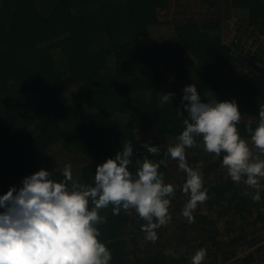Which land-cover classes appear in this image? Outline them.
I'll use <instances>...</instances> for the list:
<instances>
[{"label": "trees", "instance_id": "obj_1", "mask_svg": "<svg viewBox=\"0 0 264 264\" xmlns=\"http://www.w3.org/2000/svg\"><path fill=\"white\" fill-rule=\"evenodd\" d=\"M211 1L212 6L219 2ZM227 1L237 27L257 33L254 29L264 22V0ZM169 2L0 0V194L12 186L19 189L26 176L41 168L61 180L66 164H71L74 180L92 184L96 165L131 141L130 171L135 173L145 157L165 160L159 171L166 182L179 183L171 197L179 207L186 177L165 153L183 131L188 116L181 103L183 89L193 83L205 102L235 99L241 110L238 130L250 139L246 125L252 121L255 126L264 105V39L257 50L240 46L237 36L224 40L221 16L163 21L159 10ZM167 26L170 32L159 33ZM169 92L175 93L172 103L161 105L160 98ZM145 142L158 145L159 152L148 153ZM54 149H60L58 155ZM71 153L85 159L70 163ZM186 158L193 167L201 164L208 197L194 210L191 223L183 216L173 218L169 210L171 221L157 229L164 236L173 224L168 241H177L175 255H165L171 248L163 242L151 248L141 231L145 221L134 209L114 215L109 205L100 209L106 219L99 228L111 249V264H190L199 248L206 249L202 264L210 259L213 264H264L259 234L250 243L257 244L253 251L238 255L234 248L250 224L262 230L264 188L261 200L254 201V190L227 174L223 153L206 152L201 138L196 148L186 149ZM218 171L220 176L211 178ZM246 189L249 195H244ZM227 216L236 227L227 226L224 233L219 220ZM137 250L147 252L141 256Z\"/></svg>", "mask_w": 264, "mask_h": 264}, {"label": "clouds", "instance_id": "obj_2", "mask_svg": "<svg viewBox=\"0 0 264 264\" xmlns=\"http://www.w3.org/2000/svg\"><path fill=\"white\" fill-rule=\"evenodd\" d=\"M181 103L188 112L183 118V131L177 142L165 153L178 163L185 174L182 192L188 197L182 215L191 223L193 212L208 197L201 164L191 166L186 149L201 138L208 153L220 156L222 166L236 183L253 189L251 198L261 200L264 179V105L258 121H248L250 139L241 136L238 123L241 110L238 102L209 98L206 102L195 83L183 89ZM174 92L164 93L159 103H172ZM187 101V103H185ZM179 114L183 113L178 109ZM148 153L159 152L158 145L145 142ZM255 148L258 151H253ZM133 144L123 143L115 157L96 165L94 183L84 184L73 179L71 164L62 170L63 179L52 178V171L41 168L26 176L22 186H12L0 194V264H111L112 252L103 241L99 225L105 222L100 209L112 206L118 215L123 209L145 221L141 225L144 240L155 242L157 229L169 223L171 197L176 186L166 182L159 171L165 160L145 157L135 173L130 171ZM244 195H249L247 189ZM165 255H175L171 249ZM206 249L199 248L190 257V264H202Z\"/></svg>", "mask_w": 264, "mask_h": 264}, {"label": "rangeland", "instance_id": "obj_3", "mask_svg": "<svg viewBox=\"0 0 264 264\" xmlns=\"http://www.w3.org/2000/svg\"><path fill=\"white\" fill-rule=\"evenodd\" d=\"M218 1L219 2L217 3V5L212 6L211 0H170L168 6L166 8L159 10V18L163 21H170L172 23H180L181 21H187L190 18L197 20L198 22L199 21L201 22V21L206 20V19H215V18H218L221 16V22H222V25L224 27L221 30L224 33V35H223L224 40H227V39H230L233 37L232 34H229L230 31H232L233 33L235 31H237L239 34L240 33L241 34L249 33L248 36L254 39V42H255L254 45L256 46L255 50H257V33H255L254 31L252 32V30H251V32H249L248 30L242 32L241 30L245 27H241V28L237 27V25L235 23V19H234L235 17L233 14L234 10L231 7L230 3L228 1L225 2V0H218ZM171 29H172L171 27L167 26V27L163 28L162 30H160L159 33L160 32H166V31L170 32ZM226 30H228L229 32L225 33ZM237 32H236V34H237ZM153 34H156L155 31L153 32ZM263 44H264V42H263ZM248 58L250 60L257 61V57L255 58L254 56L252 57L249 55ZM201 144H203L202 140H201ZM193 147L196 148V145ZM56 148H58V147H56ZM253 150L258 151L255 148H253ZM54 151H56L57 155H58L60 149H54ZM67 156L70 157L69 158L70 163H77L78 161H80V160L83 161L85 159L83 156L76 155L74 153H71ZM187 162L189 163V160ZM169 171L175 172L176 178L178 180H181V176L175 171L174 166H170ZM221 172L224 176H227L226 173L223 172V170H221ZM219 176H220L219 171L211 174V178H218ZM261 184H262V181H261ZM174 185L176 186V189H178L179 183L176 181V179H175ZM262 188H264V185H262ZM186 200H187V196H185V194L183 193L181 201L178 202L179 207L177 205H173V204L170 205L169 210H170L172 216H174L173 218H180V216L182 218V216H183L182 215V209L186 203ZM214 218H216V217H214ZM186 219L187 218H185V220ZM237 219H239V218H237ZM230 220H232L230 216H227V219L222 218L219 220V224H220L219 226L221 227L222 232L226 233L225 230L227 229L226 228L227 226L232 227L234 225L236 227V224L234 222L229 223ZM172 226H173V224H171L168 227L169 229H168L166 235H164V236L159 235L158 239L155 242H152V244L150 246L153 250L158 249L159 248L158 244L162 245L161 242H163L165 246L170 247L171 250H174L176 248V244H175L176 240L174 242L168 241V240H171L169 238V235H171L173 232ZM261 227H262V230H260L259 228H258L259 229L258 230L257 225H251L250 224L249 226H247L246 238L242 239L243 241L241 240L239 243H237V244H240L239 246L234 247L237 250L236 253L238 255H245V254H247V252H251L255 248H257V244H254V245L250 244L252 241L257 240V234L262 236L260 239L259 245L260 246L264 245V220L261 223ZM162 239H164V240L161 241ZM140 241H141V238L139 239L138 245H142V243ZM176 243H177V241H176ZM141 248H143V247H140V249ZM226 250H228V248ZM137 251L139 252V254L141 256L147 252V251H142V253H141V251H139V250H137ZM130 256H131L130 257L131 262H133L135 260V254H132ZM259 258L261 260H263V258H264V247L260 252ZM141 264H144V263H141ZM205 264H213V263L211 262V259H210V261L207 260Z\"/></svg>", "mask_w": 264, "mask_h": 264}, {"label": "built area", "instance_id": "obj_4", "mask_svg": "<svg viewBox=\"0 0 264 264\" xmlns=\"http://www.w3.org/2000/svg\"><path fill=\"white\" fill-rule=\"evenodd\" d=\"M250 29L252 30V28H250ZM256 29H257V46H258L259 40L264 39V22L261 25L257 26V28H255L254 30H256ZM236 32L237 31H235L234 33L232 32V35H233V37L237 36V40H235V41L240 46H244L246 44L247 45V47H245L246 50H248L251 46H252L253 50H255L256 46L254 45L255 44L254 39L248 36L249 33H246V34L240 33L239 34L237 32V34H236ZM249 32H251V31H249Z\"/></svg>", "mask_w": 264, "mask_h": 264}]
</instances>
